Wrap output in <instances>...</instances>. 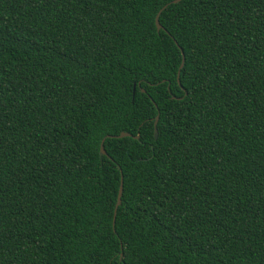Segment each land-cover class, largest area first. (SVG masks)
Returning a JSON list of instances; mask_svg holds the SVG:
<instances>
[{
    "label": "trees",
    "instance_id": "trees-1",
    "mask_svg": "<svg viewBox=\"0 0 264 264\" xmlns=\"http://www.w3.org/2000/svg\"><path fill=\"white\" fill-rule=\"evenodd\" d=\"M172 1L0 0V264H264V0Z\"/></svg>",
    "mask_w": 264,
    "mask_h": 264
},
{
    "label": "water",
    "instance_id": "water-1",
    "mask_svg": "<svg viewBox=\"0 0 264 264\" xmlns=\"http://www.w3.org/2000/svg\"><path fill=\"white\" fill-rule=\"evenodd\" d=\"M180 0H173L172 2H178ZM168 4V3H167ZM167 4H165L159 11L158 13L156 14V17H155V24H156V27H157V31H159L162 26L159 22V15L161 13V11L167 6ZM183 62H184V57L182 56V62L180 64V67L177 71V80L179 82V74H180V69L181 67L183 66ZM142 91H144V89H142ZM158 119H159V115H156L155 117V120H154V139H157V136H158V130H157V122H158ZM109 137H124V136H130V134L128 132H120L118 135H107ZM139 137V133L135 136V138H138ZM104 139H102L101 143H100V153H99V157L100 159H102L103 155H106V150L104 148ZM122 190H123V180H122V176H121V179H120V185H119V190H118V196H117V202H116V205H115V209H114V215H113V225L115 223V215H116V210L118 208V206L120 205L121 203V194H122ZM122 256V254L120 255V257Z\"/></svg>",
    "mask_w": 264,
    "mask_h": 264
}]
</instances>
